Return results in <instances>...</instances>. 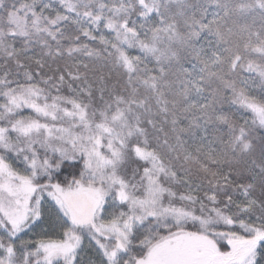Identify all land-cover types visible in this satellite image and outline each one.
<instances>
[{"label": "snow or ice", "instance_id": "6c2138e0", "mask_svg": "<svg viewBox=\"0 0 264 264\" xmlns=\"http://www.w3.org/2000/svg\"><path fill=\"white\" fill-rule=\"evenodd\" d=\"M0 264H264V0H0Z\"/></svg>", "mask_w": 264, "mask_h": 264}]
</instances>
